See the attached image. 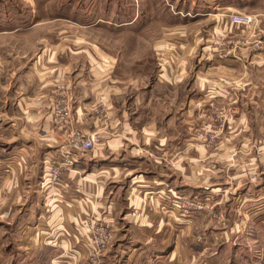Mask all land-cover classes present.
I'll use <instances>...</instances> for the list:
<instances>
[{
	"label": "crops",
	"instance_id": "1",
	"mask_svg": "<svg viewBox=\"0 0 264 264\" xmlns=\"http://www.w3.org/2000/svg\"><path fill=\"white\" fill-rule=\"evenodd\" d=\"M95 48L53 46L42 50L34 62L24 61V56L19 62L13 56L0 62V147L4 156L14 158L11 174L0 177V220L13 224L15 212L22 214L31 196L37 207L35 221L31 225L21 221L15 227L22 234L20 246L26 256L52 248L56 251L49 259L52 264H75L79 259L74 256L86 252L73 250L77 240L71 231H82L78 241L87 245L86 223L95 216L104 223L125 225L132 255L138 261L148 256L144 263L154 264L161 251H171L169 257L175 254L176 238L168 249L170 231L182 232V246L187 241L188 221L176 217L172 199L194 193L208 196L218 208L228 200L223 208L230 216L227 229L216 234L212 229L208 236L214 245H234L236 234L249 227V216L264 215V79L249 75L251 70H245L249 78L244 79L212 83L197 79L202 87L219 88L212 93L214 99L244 101L243 108L236 107V122L226 133L234 142L243 134L239 146L254 150L256 156L241 162L229 158L223 165L213 160L212 171H206L199 159L194 164L185 155L189 145L183 129L190 111L177 113L173 105V87H182L183 70L174 74L172 62L165 58L150 81L133 83L129 93L125 82L113 76L115 67L108 64L106 53ZM229 86L234 90H221ZM53 100L67 102L70 124L56 122ZM75 131L97 133L98 142L92 151L71 154L73 166L50 186L49 156L70 154L66 142ZM126 178L130 184L124 192L110 188ZM259 227L264 228L263 222ZM204 238V233L199 236L200 241ZM63 252L71 255L64 257ZM181 252L182 261L189 251Z\"/></svg>",
	"mask_w": 264,
	"mask_h": 264
},
{
	"label": "rangeland",
	"instance_id": "2",
	"mask_svg": "<svg viewBox=\"0 0 264 264\" xmlns=\"http://www.w3.org/2000/svg\"><path fill=\"white\" fill-rule=\"evenodd\" d=\"M233 16L248 17L250 21L237 23L232 20ZM53 46L64 50L69 47L101 49L109 57L108 64L115 67L113 76L125 82L129 93L133 92V83L138 86L150 81L166 58L165 62H172L174 74L183 70L182 87H173V105L177 113L190 111L189 122L183 129L188 133L186 144L189 147L185 151L188 160L196 164L199 159L206 171H212L215 160L223 165L229 158L241 162L247 157H256L254 150L248 152L249 149L245 151L239 146L244 140L243 134L234 142L226 133L236 122V107L243 108L244 101L239 102L237 97L214 99L212 93H218L219 88L202 87L200 80L196 81L199 78L210 83L219 79H244L248 74L264 79V0H0V62L10 56L15 60L24 56V61L34 62L42 50ZM245 70L251 72L246 76ZM221 90L234 89L229 86ZM197 94L203 97H196ZM52 103V110L55 103L68 108L70 120L61 124H70L72 111L67 102L53 100ZM93 134L98 137L97 133ZM259 137L256 136V145ZM57 156L62 157L63 153L50 155V166ZM0 158H8L1 147ZM9 174L11 172L0 173V177ZM129 184L130 178H126L110 184V188L122 193ZM31 199L30 196L22 214L15 212L13 224L0 220V264H52L49 259L56 254L54 249L26 256V249L20 246L22 234L15 230L16 225L21 221L31 225L37 215V207ZM221 202L222 208H218L208 196L190 193L174 197L172 205L176 217L188 221L187 241L182 246V232L170 231L172 242L168 249L175 245L176 239L178 241L172 261H169L171 251L167 250L168 254L159 252L154 264H264V228H258L260 223L264 225L262 214L249 216V227L243 229L242 234H236L234 245L230 246L231 242L214 245L211 230L214 229L215 234L225 231L230 219L223 209L228 207V200ZM89 222L93 223L92 229ZM86 229L88 244L85 246L78 241L83 232L71 231L77 240L73 250L86 252L79 258L74 256L75 260L79 259L75 264H147L144 260L148 256L138 261L136 255H132L131 238L127 235L130 231L125 225L104 223L92 216L87 220ZM203 233L204 242L199 239ZM84 238L83 235L82 240ZM194 244L200 245V249ZM182 250L183 254L185 251L189 254L183 255L181 261ZM63 254L64 257L71 255L70 252Z\"/></svg>",
	"mask_w": 264,
	"mask_h": 264
},
{
	"label": "built area",
	"instance_id": "3",
	"mask_svg": "<svg viewBox=\"0 0 264 264\" xmlns=\"http://www.w3.org/2000/svg\"><path fill=\"white\" fill-rule=\"evenodd\" d=\"M232 20L237 23H248L250 20L248 17H241V16H233ZM54 114L56 116V120L58 123H68L70 120V112L65 105H61L60 103H55L53 108ZM98 141V137L95 134L92 135H85L79 132L72 133L69 136V140L67 141V152L69 150L73 152L85 153L87 151L92 150L95 144ZM54 162L50 166L48 172V180L49 184L58 183L62 176V173L68 170L70 167L73 166L74 160L71 157V154H63L62 157L57 156V158H53ZM13 159L12 158H0V173L7 174L10 173L13 168ZM89 227L93 228V223L89 222ZM103 226H101L102 228ZM103 230V228H102ZM104 231V230H103ZM100 242L102 239L101 235H99ZM106 239V237L104 236Z\"/></svg>",
	"mask_w": 264,
	"mask_h": 264
}]
</instances>
